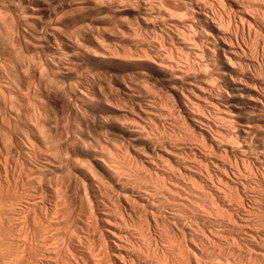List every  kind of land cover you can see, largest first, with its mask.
<instances>
[{
    "label": "bare ground",
    "instance_id": "obj_1",
    "mask_svg": "<svg viewBox=\"0 0 264 264\" xmlns=\"http://www.w3.org/2000/svg\"><path fill=\"white\" fill-rule=\"evenodd\" d=\"M7 1L13 7L12 18L14 17L16 22L19 23L15 24L22 25V34L17 30L19 27H15L17 31L14 30L15 33H20L22 44L27 45V43L35 41L38 48L40 50L43 49V52L47 53H44L46 56H43L45 58H42V60L41 56H39L41 67L40 69L36 67L38 72L42 70V74H48L43 68L48 69V72L53 76L63 74L64 70L69 71L71 69L72 72L73 68H77V56H79L77 54H79L78 51L81 47L80 39H84L82 36H87L90 32L94 34L99 29L98 26H95L96 24L104 23L107 17L117 16V23L114 24L118 38H121L123 42L125 41L129 45V48L121 49L123 50V53L121 52L122 56L151 63L160 76L170 81V87L172 86L175 91L170 96L173 98L172 103H170L171 99L169 101L168 95L166 99L164 97L166 95L163 96L164 92L162 96L160 94V96H156V91L152 95L153 84L151 83L152 88H149V80H145L146 82L144 83H147V88H144V83H141L144 86H137L135 89L139 88L138 93L140 94V89H142V93L145 94L142 96L146 98H141L138 93L128 98L138 112H136L137 114L133 113L135 117L130 118L129 116L127 119H124V117V121H120L118 127L123 136H133L143 142L145 154H142L144 155L143 158L139 159L140 167L134 163L137 168L139 167V169H135V172L130 168V163H128L132 155L128 154L129 150L127 147L125 149L122 143H119L126 150L124 155H121L123 152L117 142L115 145L118 144L119 148L116 145V148L114 147L111 151L110 147L108 149L102 146L103 143L101 141L97 142L99 139L97 138L96 140V136L94 139L91 132L92 139L97 142V145H91V148L93 146L92 149H94L92 156L95 161L97 160L101 163L102 172L98 173L99 169L97 170L94 166H90L93 164L88 162L89 160L83 158L85 162L79 159L80 161L82 160L81 163L85 162L83 164L86 169L91 167L97 170L98 173L96 174V171L90 168L93 171L91 172L88 168V175L87 178L84 176V180L74 170L77 164L73 165V168L71 167L74 162L77 163L76 159L71 162L72 164L70 163L71 169L66 166L67 168L63 172L62 169L64 168L62 167L67 164V159H65V162H63L64 159L60 162L55 157H53L56 159L55 163L44 157V160H40L41 162L38 160V162H35L36 160L29 162V159H27L26 164L23 162L25 168H19L20 173L17 171L18 173L15 174L18 177L17 180L12 176L14 175L15 167L12 169L13 174L11 175L10 173L12 172H9L8 161L6 157L3 159L4 156L1 153L0 264H264V78L260 76V71L261 73H264V71L261 69L263 66L258 67V60L254 61L255 59H252L255 55L260 56L261 59L264 57V50L259 52L260 49L259 51L257 49V47H261V49L264 47V0H80V3H76L77 6L70 5L65 0L67 2L65 5L70 7H67L68 10H71L70 13L76 14V16L78 14L81 19L85 16L88 18L90 13L98 15L96 16L98 18H96L98 20L96 24L95 21L83 23L78 28L76 26V29H73L70 33L62 29L66 23L67 15L58 16L57 14L56 16V13L59 12V10L57 12L56 10L63 8L62 4H59L61 0L57 6L54 4V0L53 2L51 0H49L51 2H44L42 5L40 3H38L39 5L35 4L36 0H6L5 2L8 3ZM36 5L37 7H35ZM1 7L0 25H3L6 23L7 10L5 11L4 4H1ZM9 10L11 9L9 8ZM29 16L32 18L30 23H28L29 20L26 21ZM107 25L105 24L106 27H108ZM9 28L11 26L3 30L8 40L4 39L3 42L7 41L5 42L7 44L10 42V45L18 40L17 43L19 44L20 38L17 36L19 34L17 33V37H14V31L10 33L12 28L10 31ZM0 30L2 31V29ZM99 32L101 31L99 30ZM107 33L109 34L110 31ZM93 34H91V37ZM96 34L99 33L97 32ZM0 35L1 38L2 33ZM110 36L108 35V37ZM95 38L97 36H94ZM100 39L104 40L105 38L102 39L101 37ZM95 40H98V38ZM115 43L113 44L115 45ZM19 45L16 46L22 49V46ZM13 46L14 50L16 48L18 50V47L15 48ZM82 48L86 50L84 46ZM101 48L105 49L106 46ZM93 50V53H91L95 57L106 58V53ZM108 51L105 52L110 54ZM113 51H111V54ZM41 52L39 51L40 54H42ZM23 54L18 56L20 57V62L21 59L24 60L25 58ZM119 55L115 57L117 60L120 57ZM124 57H122L123 60ZM36 61L39 62V60ZM23 63L25 64L26 60ZM19 64L22 66V63ZM23 67L25 66L23 65ZM6 74L8 75L9 73ZM94 74L91 71L90 74L85 73L81 75V78H78L80 80L75 84L84 83V86L80 85L82 87L79 85V87L77 85L74 86L75 84L73 85L69 82L68 88L66 86L69 92L66 88H64L65 91L63 89L64 92L67 91L69 94L70 92L75 94L74 92L76 91V97L74 95L72 97L71 94L66 97V93L63 96L61 94L62 91L60 92L62 96L58 93L60 95V97L57 96L59 101L61 103L67 102L66 105L72 109L73 113H77V111L80 113L79 109L82 108L78 105L80 103L77 104V99L89 106L88 103L92 100L102 102L112 98V91L108 88L110 86L109 83L108 86H104L100 81V76L98 77ZM144 74L148 75L146 72ZM47 76L49 77V74ZM50 77L52 78V76ZM51 78L49 82L52 80ZM55 79L57 80V78ZM55 79H53L54 83ZM127 79L130 78L128 77ZM42 81L40 80V82ZM44 81L48 80L45 79ZM44 81L43 83H45ZM16 82L18 81L16 80ZM37 82L39 81L37 80ZM51 82L52 86L53 83ZM1 83L0 85H2ZM15 84L17 83L14 81ZM46 84L49 83L46 82ZM161 85L163 84L161 83ZM44 86L45 84L42 87ZM57 87L62 88L58 82ZM132 87L131 84L124 86L127 90H132ZM148 88L150 91H148ZM2 89H0V100L2 99L1 102H4L3 107L6 106L10 113H5L7 109L4 107L6 109L5 111L4 109L2 110L4 114L1 111L0 114H3L1 116L9 114L8 117L10 119L16 120L15 118L20 114L16 113L17 109L15 110V108L22 99L17 102L14 98L18 95L23 97L20 95V89L18 95L13 94L15 89L12 90L13 92L7 91L8 93L4 90L8 94L4 93V95V91H1ZM16 89L18 90V88ZM42 89L46 91L44 88ZM50 90L52 92V89ZM53 90H56L55 87ZM244 90L248 91L246 95ZM15 93L17 94L18 91ZM48 93L45 95L48 96ZM50 94L53 95L54 93ZM109 100L106 102L110 103L111 100ZM0 105L2 108V104ZM58 105L60 106V104ZM78 107L79 109H77ZM132 109L129 110V113H131ZM40 111L42 112V110ZM22 113L25 114V112ZM33 113L37 114L36 111ZM50 113L52 114V111ZM50 113L48 112V114ZM54 113L52 116H55ZM98 115L101 118V115ZM33 116L36 117L37 115ZM74 116L73 118L82 124V129L85 130L83 127H87L86 122L88 121L86 115L84 116L87 121L84 120L85 117L83 119L77 117L76 114ZM6 117H3V120L10 121ZM37 117L39 119V116ZM55 117L53 119H56ZM69 118H67V121H70L68 120ZM92 119L91 121H93ZM26 120L28 121V119ZM43 120L46 124V120ZM38 122L35 123L37 124ZM165 122H168V125L171 124L173 127L179 128V133L173 132L169 134L170 129L167 133L163 128L164 132L169 134L168 136H163L162 133L164 132L162 131L161 133L158 129L165 124L167 125ZM32 123L34 124V122ZM1 124L0 128L4 125L2 124L1 126ZM19 124L18 128L20 129ZM77 126H73V128ZM158 126L160 127L157 128ZM51 127L54 126L51 125ZM82 129L81 131H83ZM1 130L3 131V129ZM104 131L100 133L103 134ZM22 132L24 133V131ZM39 134L41 135L42 133ZM117 134L115 136L118 138ZM56 135L55 137H57ZM62 135L64 136V134ZM7 136H5L7 138L6 141L11 142L12 139L9 141ZM25 136L28 137L26 134ZM75 136H73L74 139L70 138V142L74 146L86 145L87 142L84 144L83 140H78L80 137L75 139ZM85 137L88 139L87 135ZM46 138L47 141L48 137ZM68 139L67 142L64 141L65 144H70ZM54 140L52 142H55ZM48 141L46 143L51 142V140ZM125 141L127 142V140ZM125 141L122 142L125 143ZM33 142L30 141L31 145H29V148L26 147L27 150L22 152L24 153L23 156L35 158L39 155L40 147L37 151V148L32 146ZM27 143L30 144L29 142ZM54 144L50 143L46 147L51 149L49 146ZM74 146L73 149H76ZM65 147L67 151L68 146ZM17 148L19 149V147ZM56 148L54 149L56 150ZM13 149L18 152L16 147ZM48 149L46 150L50 152ZM124 149L123 151H125ZM55 150H53L54 153L53 151L51 152V155L52 153L54 154L53 156L56 155L58 151ZM61 150L63 151L64 149L62 148ZM12 152L10 151L8 154ZM62 153L65 154V152ZM125 153L126 155L128 154L127 157H125ZM58 154L60 155V153ZM45 156L52 157L46 153ZM61 156L58 157L60 158ZM119 156H121L120 159L122 161L118 159ZM17 159H15L16 162H19ZM139 160L134 162L138 163ZM86 163L88 167L85 165ZM18 165L20 164L18 163ZM78 167L81 168L82 164L80 165L79 163ZM59 169L67 177V180L65 179L66 177L63 179L66 184H62V181H60L62 186L61 184H54L55 188L50 186L48 189L43 190L41 182L43 178H46L44 177L46 173L53 174ZM79 172L81 171L79 170ZM9 174L11 177L8 176ZM54 180H56V177ZM17 185H25V187H22L26 190L25 192L23 190V201L20 200L19 202V196L17 197V201L19 203L22 202V204H17L15 202L16 197H14L16 195L11 194V192L14 193V191H11L13 188L14 190L18 189ZM71 187L74 191L71 190ZM69 188H71L72 193L75 192L74 197L76 195L80 202V207L85 210L83 213L86 212L87 214V216L81 214L85 216L84 220L79 219L77 221L78 218L76 216H69V210L65 207H69V203H67L68 201L65 202L66 200L64 199L66 194L69 195ZM22 194H20L21 197ZM62 200L64 204L67 203L68 205H64ZM37 210L38 212H36ZM141 217L145 218V220L140 219Z\"/></svg>",
    "mask_w": 264,
    "mask_h": 264
},
{
    "label": "rangeland",
    "instance_id": "obj_2",
    "mask_svg": "<svg viewBox=\"0 0 264 264\" xmlns=\"http://www.w3.org/2000/svg\"><path fill=\"white\" fill-rule=\"evenodd\" d=\"M6 0H0V2H3V3H0V7H1V4H4L5 5V7L6 8H10L11 10H9V8L8 9H6L5 7H4V9H5V11L7 10V12H8V14H7V12H6V23H4L3 25H4V27H3V25H0L1 27H3V28H1L0 27V29H2V31L0 30V32L2 33V37H4L3 39H2V37L0 38V81L2 82H0L2 85H0V89H2L1 91L3 92L4 90L6 91V93H8V92H10V91H12V90H14L15 92H17L18 91V93L16 94L15 92H13V94L14 95H18L19 94V89H20V95H22L23 97H19V95L18 96H16V98H18V99H16V98H14L17 102L18 101H20L21 99V101L20 102H18L17 103V107L15 108V110L17 111H15L16 113H18V114H20V115H18L15 119L17 120V119H19V120H13V119H10L8 116H9V114L8 115H6L5 114V116H1V115H3L4 114V112L2 111L3 109H4V107H6V106H4L3 107V103L4 102H1L2 101V99L0 100V104H2V108H1V105H0V111L3 113V114H0V123H2V124H4L3 125V127L2 128H0V154L2 155V156H4L3 157V159L6 157V159H7V161H8V168L10 169V171L9 172H12L13 170V168H14V175H12L13 174V172L12 173H10L12 176H13V178L14 179H17L18 180V177H16L15 176V174H17L18 172L17 171H19L20 169L19 168H21V167H24V164H23V162H25V164H26V160L27 159H29L28 161L29 162H32L33 160H36L35 162H41L40 160H44V158H48L51 162H53V163H55L56 162V159H54L53 157H55V158H57V161H60L61 162V160H63V162H65V159H67V164L66 163H63V164H66V165H64L62 168H64V169H62V171L64 172L65 171V168H67V167H69L70 169H71V167L73 168V165H75V164H77V167L76 168H74V170H75V172H77V174H79L80 175V177H81V179L82 180H84L85 179V177L87 178V175H88V166H87V163L88 162H91L93 165H90V166H94L95 168H97V170H98V173L99 172H102L101 171V163L100 162H98L97 160L95 161V159H94V157L92 156V154L94 153V149H92L93 148V146L94 145H97V142L98 141H101L102 143H103V145L102 146H105V147H107L108 149H109V147H110V150L112 151V149H114V147L116 148V145H117V147H118V144L119 143H122V146L126 149V147L128 148V150L130 151H128V154L131 156L130 157V162H129V160H128V163H130L129 164V166H130V168L132 169V170H134V172H135V169L137 168V166H139V165H141L140 164V160L139 159H142L143 158V156L144 155H142V154H145V151H144V148H143V142L142 141H140L139 139H136L135 137H133V136H129V135H122L121 133H120V131H119V124H120V121H124V119H127V118H129V116H130V118L131 117H135V115H133V113L134 114H137L136 112H138V110H137V108L134 106L133 107V105L131 104V102L128 100V98H131V97H133L132 95H135V94H137L138 92H139V88L138 89H135L137 86H144V88L146 87V84L147 83H144V82H146V81H148L149 80V82H148V85H149V88H152V86H153V90L151 89V91H152V95H154V93L153 92H155V94H156V96L157 95H161L162 96V94H163V92H164V94H163V96L164 95H166V96H164L166 99H167V95H168V97H169V101H170V99H171V102L170 103H172V100H173V98L172 97H170V96H172V92H174L175 91V89L174 88H172V86L170 87V81L169 80H167L166 78H164V77H162V76H160L159 74H158V72L153 68V65L151 64V63H149V62H145V61H137V60H134L133 58L131 59H128V58H125L124 56H122V53H123V50H121V49H124L125 47H126V49L127 48H129L128 46V43L127 42H123V40H121V38H118V35H117V31L115 30L116 29V27H115V24L117 23V21L116 20H118L117 19V16L116 17H107L106 18V20H105V22L104 23H101V24H96V22L98 21L97 19V17L96 16H98V15H94L93 13L91 14L90 13V16H88V18L85 16L83 19H81L80 17H79V15L77 14V16H76V14H71L70 13V9L68 10V8H70L69 6H67V5H65V4H67V2L66 1H68V3H70V5H73V6H77V4L76 3H80V0H79V2H77L76 0H54V4L57 6V5H59V4H62L61 6L63 7V8H59V9H57L56 10V12L59 10V12H57L56 13V16H57V14H58V16H66V23H65V25L63 26V28L62 29H64V31L66 32H71V31H73V29H76V26H77V28L78 27H80L83 23L84 24H86L87 22H91V21H95V26H98V31H96L94 34L93 33H91V34H93L92 35V37H91V34L89 33L87 36H82V37H84V39L83 38H81L80 39V48H82L83 46L86 48V50L84 49V48H82V49H80L79 48V51H78V53L79 54H77V55H79V56H77V59L79 60H77V68H73L72 69V72H71V69L68 71V70H64V72H63V74H59L58 76L57 75H51L49 72H48V69H44L43 68V70H45V72H47L48 74H49V77L47 76L48 74H42L43 72H42V70H39L40 69V67H41V64H40V61L42 60V58H45V57H43V56H46V55H44V53L45 54H47L46 52H43V49H41L40 50V48H38V45L35 43V41H33V42H29V43H27V45H24V44H22V41H21V36H20V33L22 32V25H17V24H15V23H18V22H16V19L13 17L12 18V16L11 15H13V12H12V10H13V7L11 6V4H9L10 2L9 1H7L8 3H6L5 2ZM38 1V2H37ZM49 0H42V1H40V0H36V2H35V4H37V5H39L38 3H40L41 5L44 3V2H48ZM52 2H53V0H51ZM51 1H49V2H51ZM60 1V2H59ZM65 1V2H64ZM72 1H74V2H72ZM81 1H83V0H81ZM56 2V3H55ZM58 2H59V4H58ZM76 4V5H75ZM9 5V6H8ZM37 5L35 6V7H37ZM64 5V6H63ZM8 6V7H7ZM60 7V6H59ZM68 7V8H67ZM2 8V7H1ZM0 8V9H1ZM67 9V10H65V9ZM63 10V11H62ZM61 11V12H60ZM64 12H65V14H64ZM67 12H69V13H67ZM10 13H12V14H10ZM29 14H30V12H28ZM60 13V14H59ZM75 16V17H73V16ZM9 16H11V17H9ZM8 17H9V19H8ZM70 17V18H69ZM78 17V18H77ZM92 19H90V18ZM94 17V18H93ZM97 18V19H96ZM113 18V19H112ZM114 18H115V20H114ZM11 19V20H10ZM14 19V20H13ZM71 19V20H70ZM74 19V20H73ZM77 19V20H76ZM29 20V21H28ZM90 20V21H89ZM8 21V22H7ZM14 21V22H13ZM26 21H28V23H30L31 21H32V18L29 16L28 17V19H26ZM85 21V22H84ZM109 21V22H108ZM112 21H113V23H112ZM115 21V22H114ZM12 22V23H11ZM69 22V23H68ZM74 22V23H73ZM9 23H11V24H9ZM115 23V24H114ZM13 24H15V25H13ZM19 24V23H18ZM105 24L108 26V27H106L105 26ZM6 25H8L7 27H10L11 26V28H12V30H11V28H9V31H10V33L11 32H13L14 30H15V27H19V28H17V30H18V32H20V33H18L19 35H17V33H15V31H17V30H15L14 31V34H15V36L14 37H19L18 39H19V41H20V45L22 46V49L20 48L19 49V47L18 46H16V45H19L17 42H18V40H16V42L15 43H13V44H10L9 45V43L10 42H8V44L7 43H5V42H7L8 40H7V38L5 37L6 35H5V31H3V30H5L7 27H6ZM28 25V24H27ZM26 25V26H27ZM69 25V26H68ZM109 25H110V27H109ZM112 25V26H111ZM14 28H13V27ZM30 26V25H29ZM66 26H68V27H66ZM71 26V27H70ZM103 26V27H102ZM113 29H112V28ZM105 28V29H104ZM111 28V29H110ZM20 29V30H19ZM66 29H69V30H66ZM109 29V30H108ZM99 30L101 31V32H99ZM104 30V31H103ZM112 30H114V31H112ZM110 31V33L108 34L107 32H109ZM4 32V33H3ZM99 33V34H96V33ZM104 34H103V33ZM0 33V34H1ZM107 33V34H106ZM3 34H4V36H3ZM22 34V33H21ZM101 34V35H100ZM113 34H114V36H115V38H114V36H113ZM12 35H13V33H12ZM17 35V36H16ZM108 35L110 36V35H112V36H110V37H108ZM1 36V35H0ZM94 36L96 37L97 36V38H98V40H95V39H97V38H95L94 39ZM105 36V37H104ZM89 37V38H88ZM102 37V39H104V40H101L100 38ZM109 38V39H108ZM113 40H112V39ZM7 40V41H5V42H3V40ZM92 40V43H91V40ZM115 39V40H114ZM2 40V41H1ZM84 41L83 43H82V41ZM94 40V41H93ZM104 41V42H101V41ZM97 43H96V42ZM100 41V43H102L101 45H100V43H98ZM93 42H94V44H93ZM108 42H109V45H108ZM116 42V43H115ZM6 45H5V44ZM17 43V44H16ZM33 43H34V45H33ZM113 43H115V45L113 44ZM125 43H127V44H125ZM15 44V45H14ZM103 44H104V46H103ZM14 45V46H13ZM19 45V46H20ZM86 45V46H85ZM99 45V46H98ZM113 45V46H112ZM118 45H120V46H118ZM8 46V47H7ZM12 46L13 47H18V50H14L13 48H12ZM24 46V47H23ZM34 46V47H33ZM88 46V47H87ZM94 46V47H93ZM105 46H106V48H105ZM111 46V47H110ZM99 47V48H98ZM101 47H104L105 49H108V50H105V49H102ZM118 47V48H117ZM121 47V48H120ZM8 48V49H7ZM24 48V49H23ZM112 48H115V49H112ZM9 49H10V51H9ZM33 49V50H32ZM90 49V50H89ZM95 50L96 52L97 51H99V52H104V53H106L105 54V56H106V58L104 59V58H100V56H99V58H98V56H94L92 53V50ZM98 49V50H97ZM112 49V50H111ZM117 49H118V51H117ZM257 49H258V51H259V49H260V51L259 52H262V50H264V47H263V49H261V47H257ZM85 50V51H84ZM93 50V51H94ZM116 51V52H114V51ZM121 50V51H120ZM9 51V52H8ZM18 51V52H17ZM23 51V52H22ZM39 51H42L41 53L42 54H40L39 53ZM105 51H108V52H110V54H108L107 52H105ZM111 51H113L112 52V54H111ZM4 52V53H3ZM17 52V53H16ZM38 52V53H37ZM90 52V53H89ZM92 52V53H91ZM119 52V53H118ZM122 52V53H121ZM11 53H13V54H11ZM24 53V54H23ZM117 54V56L119 55V54H121V55H119L120 57H118V60L115 58V57H117L116 56V54ZM263 53H264V51H263ZM3 54V55H2ZM6 54V55H5ZM14 54H16L17 55V57H16V55H15V57H14ZM19 54V55H18ZM21 54H23L24 56H25V58H24V56H23V58H24V60L23 59H21V62H20V57H18V56H21ZM89 54V55H88ZM81 55V56H80ZM108 55V56H107ZM114 57H113V56ZM7 56H9V57H7ZM11 56V57H10ZM28 56V57H27ZM37 56V57H36ZM39 56H41L40 58H41V60L39 59ZM112 56V57H111ZM258 56V55H257ZM256 55L255 56H253L252 57V59L254 60V61H256V60H258V67H262L261 69H262V71H264V57H263V59H261V57L260 56H258L257 57ZM85 57V58H84ZM108 57V58H107ZM122 57H124V60L122 59ZM2 58V59H1ZM16 58V59H15ZM22 58V57H21ZM31 58V59H30ZM33 58V59H32ZM111 58V59H110ZM114 58V59H113ZM262 60V63H261V60ZM4 59H6V60H4ZM11 59V60H10ZM30 59V60H29ZM83 61H82V60ZM88 59V60H87ZM126 59V60H125ZM19 60V61H18ZM23 60V61H22ZM25 60H26V63L24 64L23 62H25ZM28 60V61H27ZM36 60H39V62L38 61H36ZM113 60V61H112ZM132 60V61H131ZM5 61V62H4ZM29 61H30V63H29ZM81 61V62H80ZM4 62V63H3ZM11 64H10V63ZM18 62V63H17ZM137 62V63H136ZM260 62V63H259ZM19 63H22V66H21V64H19ZM29 63V65H27ZM38 63V64H37ZM80 63V64H79ZM8 64V65H7ZM20 66H19V65ZM37 64V65H36ZM262 64V65H261ZM4 65V66H3ZM23 65L25 66V67H23ZM31 65V66H30ZM79 65V66H78ZM144 65V66H143ZM4 68H3V67ZM18 68H16V67ZM26 66H27V68H26ZM81 66V67H80ZM2 67V68H1ZM5 67H6V69H5ZM13 67V68H12ZM22 67V68H21ZM39 68L38 70H39V72L37 71V68ZM78 67H79V69H78ZM142 67V68H141ZM257 67V68H258ZM137 68V69H136ZM3 69H4V71H3ZM27 69V70H26ZM30 69V70H29ZM42 69V68H41ZM8 70V71H7ZM47 70V71H46ZM130 70V71H129ZM146 70V71H145ZM6 71V72H5ZM13 71V72H12ZM22 71H23V73H22ZM26 71V72H25ZM75 71V72H74ZM88 71H90V72H88ZM91 71L93 72V73H95L94 75H96V76H100L99 78H101L100 79V81H101V83L104 85V86H108V83H109V85L110 86H108V88H109V90H111L113 93H115V94H113L111 91V94H112V98H109L108 100L110 101V103L109 102H106V101H108V100H106V101H102V102H99V101H97L96 102V100H92V101H90L89 103H88V105L89 106H87V104H85V103H82L80 100L78 101V99H77V104L78 103H80V104H78V105H80V108L81 109H79V107L77 108V109H79V112L80 113H78V111H77V113H73V111H72V109H70L69 108V106L68 105H66V103H65V101L64 102H62L61 103V101H59V99L57 98V96L58 97H60V95L62 94L63 96H65L66 94V97L68 96L69 97V95L71 94V96L73 97V95H74V97H76L77 96V93H76V91H75V89H74V93L75 94H73V92L71 93L70 92V94L68 93L69 91H68V84H75V83H77V81L78 80H80V79H78L79 77L81 78V75H84L85 73H87V74H90L91 73ZM94 71H96V72H94ZM101 73H100V72ZM106 71V72H105ZM111 71V72H110ZM127 71H128V73H127ZM135 71H137L136 73H134ZM138 71H139V73H138ZM144 71V72H143ZM17 72V73H16ZM28 72V73H27ZM31 72H33V73H31ZM42 72V73H41ZM65 72H67V73H65ZM85 72V73H84ZM132 72V73H131ZM142 72V73H141ZM146 72V74H148V75H143V73H145ZM2 73V74H1ZM6 73H9L8 75L6 74ZM25 73V74H24ZM27 73V74H26ZM132 74V75H130V74ZM77 74H78V76H77ZM99 74V75H98ZM102 76H101V75ZM129 74V75H128ZM150 74V75H149ZM5 75V76H4ZM10 75H12V76H10ZM26 75V76H25ZM31 75V76H30ZM45 75H46V77H45ZM63 75V76H62ZM134 75V76H133ZM154 77V79H153V77ZM9 76V77H8ZM25 76V77H24ZM45 78H44V77ZM50 76H52V78L50 77ZM77 76V77H76ZM114 76V77H113ZM124 76V77H123ZM145 77V79H144V77ZM260 76H262L261 78H264V73L262 72L261 73V71H260ZM39 77V78H38ZM43 77V78H42ZM53 77H55V78H57V80L55 79V78H53ZM76 77V78H75ZM120 77H121V79H120ZM130 78V79H127V78ZM132 77V78H131ZM143 77V78H142ZM147 77V78H146ZM157 79H156V78ZM19 78V79H18ZM55 79V83H54V80H53V82H51L52 80H50V82L51 83H53V84H55L56 86H57V82H58V84H59V86H62V88L60 87H57L56 88V86L54 85L53 86V84H52V86H51V84H50V82H49V79ZM71 78V79H70ZM107 78V79H106ZM140 78V79H139ZM142 78V79H141ZM150 78V79H149ZM163 78V79H162ZM7 79V80H6ZM14 79V80H13ZM18 81V82H16V80ZM26 79V80H25ZM27 79H28V81H27ZM42 79H46V80H48V81H46V82H48L49 84H46V82L45 83H43V81H42ZM61 80V81H59V80ZM125 79V80H124ZM167 81H166V80ZM11 80H12V82H11ZM21 80V81H20ZM37 80L39 81V82H37ZM40 80L42 81V82H40ZM65 80V81H64ZM76 80V81H75ZM132 80V81H131ZM141 80V81H140ZM146 80V81H145ZM157 81V82H152V81ZM158 80H159V82H158ZM14 81H15V83H17V84H15L14 85ZM106 81V82H105ZM110 81V82H109ZM123 81V82H122ZM137 81V82H136ZM143 81V82H142ZM28 82V83H27ZM70 82V83H69ZM117 82V83H116ZM122 82V83H121ZM128 82H130V83H128ZM132 82V83H131ZM4 83V84H3ZM21 83V84H20ZM37 83V84H36ZM79 83V82H78ZM131 84V86H133L132 88V90H127L126 88H124V86L126 85V84ZM134 83H137V84H134ZM144 83V85H142V84ZM151 83L153 84L152 86H151ZM161 83L163 84V85H161ZM169 83V84H168ZM6 84V85H5ZM45 84V86L44 87H42L43 85ZM61 84V85H60ZM112 84V85H111ZM114 84V85H113ZM124 84V85H123ZM141 84V85H140ZM154 84H156L155 86H154ZM168 84V85H167ZM24 85V86H23ZM34 85V86H33ZM50 87H49V86ZM80 86V85H82V86H84V83H79V84H75L74 86ZM136 85V86H135ZM165 85V86H164ZM6 86V87H5ZM9 86V87H8ZM20 86V87H19ZM28 86H30V87H28ZM66 86H67V88H66ZM78 86V87H79ZM82 86H80V87H82ZM121 86V87H120ZM151 86V87H150ZM167 86V87H166ZM241 86V85H240ZM243 86V85H242ZM15 87V88H14ZM35 87H37V88H35ZM39 87V88H38ZM54 87H55V89L56 90H53L54 89ZM111 87V88H110ZM148 87V86H147ZM146 87V88H147ZM166 87V88H165ZM10 88V89H9ZM12 88V89H11ZM16 88H18V90L16 89ZM24 88V89H23ZM34 88V89H33ZM42 88H44L46 91H44L43 89V92H44V94H43V92H42V90L41 89ZM48 88V89H47ZM59 88V89H58ZM64 88H66L67 89V91L66 92H64L65 91V89ZM118 88V89H117ZM148 88V89H149ZM154 88H156V89H154ZM7 89V90H6ZM38 89H40V90H38ZM50 89H52V92H50L51 90ZM63 89H64V91H63ZM123 89V90H122ZM124 89H126V90H124ZM148 89H146V90H148ZM166 89H167V91H166ZM170 89V90H169ZM25 90V91H24ZM48 90V91H47ZM141 90V94L140 93H138V94H140L141 95V98H146V97H144V96H142V95H145L144 93H142V89H140ZM5 91L3 92V94L5 93ZM8 91V92H7ZM24 91V92H23ZM54 91V92H53ZM59 91V92H58ZM63 93H62V92ZM118 91V92H117ZM123 91V92H122ZM135 91V92H134ZM148 91H150V89L148 90ZM166 91V92H165ZM169 91V92H168ZM245 91V95H246V93H248V91L247 90H244ZM49 92V93H48ZM60 92H61V94H60ZM87 92V91H86ZM130 92V93H129ZM162 92V93H161ZM5 93V94H6ZM32 93H34L33 95H32ZM35 93H37V94H35ZM38 93H40V94H38ZM46 93H48V96H46L47 94ZM50 93H54V94H56V95H51ZM58 93L60 94V95H58ZM66 93V94H65ZM89 93V92H88ZM166 93V94H165ZM169 93V94H168ZM4 94V95H5ZM29 94H31V95H29ZM46 94V95H45ZM65 94V95H64ZM6 95H8V94H6ZM29 95V96H28ZM38 95V96H37ZM45 95V96H44ZM61 95V96H62ZM114 95V96H113ZM119 95V96H118ZM124 95H125V97H124ZM159 95V96H160ZM30 96H31V98H30ZM33 96V97H32ZM40 96V97H39ZM55 96H56V98H55ZM131 96V97H130ZM42 97H45V98H42ZM49 97V98H48ZM119 97V98H118ZM6 98H8L7 96H6ZM29 98V99H28ZM36 98V99H35ZM47 98V99H46ZM51 98V99H50ZM118 98V99H117ZM125 98V99H124ZM20 99V100H19ZM24 99V100H23ZM49 99V100H48ZM116 99V100H115ZM29 100H30V103H29ZM39 100H41V101H39ZM45 100V101H44ZM51 100H52V102H53V104H52V102H51ZM58 100V101H57ZM36 101V102H35ZM47 101V102H46ZM48 101H50L49 103H48ZM55 101V102H54ZM116 101V102H115ZM123 102V103H121V102ZM128 101V102H127ZM28 102V103H27ZM41 102V103H40ZM44 102H46V103H44ZM58 102V103H57ZM19 103H21V104H19ZM32 103V104H31ZM40 103V104H39ZM43 103V104H42ZM64 103V104H63ZM95 103V104H94ZM107 103V104H106ZM127 103H128V108H127ZM35 104V105H34ZM37 104V105H36ZM58 104H60V106L58 105ZM84 104V105H83ZM102 104V105H101ZM20 105H22V106H20ZM39 105V106H38ZM40 105H41V107H42V109H41V107H40ZM43 105V106H42ZM62 105V106H61ZM64 105H66V106H64ZM110 105V106H109ZM115 105H116V107H115ZM27 106V107H26ZM30 108H29V107ZM51 108H50V107ZM55 106V107H54ZM112 106V107H111ZM114 106V107H113ZM129 106H130V108H129ZM167 106H169V104H167ZM33 107V108H32ZM46 107H48V108H46ZM91 107V108H90ZM132 107H133V109H132ZM18 108H20V109H18ZM32 108V109H31ZM34 108H36V109H38V110H36V109H34ZM69 110H68V109ZM86 110H84V109ZM117 108V109H116ZM121 108H122V110H121ZM6 109H7V107H6ZM6 109H4V111L6 110ZM28 109V110H27ZM32 111H30V110ZM50 109H52V110H50ZM130 109H132L131 110V113H129L130 111ZM136 109V110H135ZM36 111V113L37 114H34L33 112L34 111ZM40 110H42V112L40 111ZM43 110H45L46 112L48 111L49 113L52 111V114H51V116H50V114H48V112L46 113L45 111L43 112ZM84 110V111H83ZM112 110V111H111ZM121 110V111H120ZM7 111V112H6ZM5 111V113H10V111L7 109ZM27 111V112H26ZM56 112V113H54V112ZM87 111H88V114H90V115H88L87 114ZM133 111V112H132ZM135 111V112H134ZM0 112V113H1ZM21 112V113H20ZM22 112H25V114L24 113H22ZM91 112V113H90ZM123 112V113H122ZM26 113H27V115H26ZM38 113H39V115H38ZM42 113V114H41ZM44 113H45V117H44ZM53 113L55 114V116H52L53 115ZM86 113V114H85ZM126 113V114H125ZM30 114V115H29ZM41 114V115H40ZM70 114V116H68ZM76 114V116L77 117H81V118H83V117H85L84 115H86V117H87V115H88V121H87V118L85 117V121H87L86 123V125H87V127L86 126H84L83 128L85 129V130H83L82 129V124H80L78 121H76V119L75 118H73V117H75L74 115ZM98 114H100L101 115V118H100V116L98 115ZM129 114V115H128ZM22 115H23V117H22ZM29 115V116H28ZM33 115H37V116H39V119H38V117L36 116H33ZM47 115V116H46ZM65 115V116H64ZM81 115V116H80ZM93 115V116H92ZM115 115V116H114ZM124 115V116H123ZM125 115H127V116H125ZM7 116V117H6ZM41 116H43V117H41ZM63 116V117H62ZM92 116V117H91ZM3 117H6L7 118V120L9 119L10 121H6V120H3L4 118ZM29 117V118H28ZM32 117H35V118H32ZM47 117V118H46ZM56 118V119H53V118ZM68 117H70L68 120H70V121H67V118ZM89 117H91L90 119H89ZM96 117V118H95ZM108 117V118H107ZM119 117V118H118ZM125 117V118H124ZM32 120H31V119ZM51 118V119H50ZM58 118H60V119H58ZM64 118H65V120H64ZM92 118H94V119H92ZM118 118V119H117ZM124 118V119H123ZM26 119H28V121L26 120ZM37 119H38V121H40V122H38L37 121ZM43 119H45L46 120V124H45V121L43 120ZM91 119L94 121H91ZM103 119H105V120H103ZM3 120V121H2ZM21 120V121H20ZM36 120V121H35ZM42 120V121H41ZM55 120H57L55 123H53ZM62 120V121H61ZM102 120V121H101ZM6 121V122H5ZM14 121V122H13ZM23 121V122H22ZM31 121V122H30ZM90 121V122H89ZM103 121H105V122H103ZM108 121V122H107ZM116 121H119V122H116ZM167 121V120H166ZM169 121L171 122V123H173L172 121H171V119H169ZM168 121V122H169ZM4 122V123H3ZM19 122H20V124H19ZM32 122H34V124L32 123ZM35 122H38L39 123V125H38V123L36 124ZM49 122V123H48ZM61 122V123H60ZM68 122V123H67ZM70 122V123H69ZM74 122H78V123H74ZM92 122V123H91ZM168 122H165V123H167V125L165 124V125H163V127L161 126H158L157 128H159L160 127V129H158V131L160 130V132L162 133V131L164 132V130L168 133V130L170 129V133L169 134H172L173 132H175V133H177L178 131H179V128H175V127H173L171 124H169L168 125ZM169 122V123H170ZM7 125H6V124ZM12 125H11V124ZM63 123H65V124H63ZM89 123V124H88ZM97 123V124H96ZM111 123V124H110ZM122 123V122H121ZM2 124H1V126H2ZM9 124V125H8ZM14 124V125H13ZM18 124H19V127H21L20 129L18 128ZM29 126H28V125ZM42 124V125H41ZM45 124V125H44ZM55 124V125H54ZM62 124H63V126H62ZM75 124V125H74ZM91 124V125H90ZM93 124V125H92ZM104 125V126H102V125ZM6 125V126H5ZM34 126V127H32V126ZM36 125H38V126H36ZM41 125V127H39ZM51 125L52 126H54V127H51ZM57 125H58V127H57ZM61 125V126H60ZM67 125V126H66ZM71 125V126H70ZM78 125V126H77ZM95 125V127H93ZM96 125H97V127H96ZM106 125V126H105ZM49 126V127H48ZM56 126V127H55ZM73 126H77V127H74L73 128ZM99 126H102V127H99ZM171 126V128H169V127ZM5 127V128H4ZM39 127V128H38ZM44 127V128H43ZM65 129H63V128ZM66 127V128H65ZM69 127V128H68ZM72 127V128H71ZM79 127H81V128H79ZM86 127V128H85ZM168 127V128H167ZM179 127V126H178ZM24 128V129H23ZM37 128V129H36ZM42 128V129H41ZM46 128V129H45ZM49 128V129H48ZM55 128V129H54ZM103 128H105V129H103ZM162 128V129H161ZM163 128H164V130H163ZM173 128V129H172ZM175 128V129H174ZM1 129H3V131L1 130ZM4 129H6V130H4ZM23 129V130H22ZM41 129V130H40ZM51 129V130H50ZM54 129V130H53ZM63 129V130H62ZM68 129V130H67ZM70 129V130H69ZM73 129V130H72ZM80 129V130H79ZM81 129L83 130V131H81ZM86 129H88V130H86ZM91 131H90V130ZM167 129V130H166ZM178 129V130H177ZM10 132V134H9V132ZM30 130V131H29ZM39 132H38V131ZM58 130V131H57ZM62 130V131H61ZM99 130V131H98ZM103 130H105L104 132H103V134H101L100 132H102ZM115 130V131H114ZM176 130V131H175ZM19 131V132H18ZM21 131H24V133L22 132L21 133ZM44 131V132H43ZM57 132V135H56V132ZM60 131H61V133H60ZM63 131H66V132H63ZM68 131H70V132H68ZM76 131V132H75ZM87 131H89V132H87ZM96 131H98V133H96ZM8 132V133H7ZM49 134H48V133ZM78 132V133H77ZM83 132V133H82ZM85 132H87V133H85ZM93 134V136H94V139H95V136H96V140H97V138L99 139V140H97V142L96 141H94L92 138H93V136H92V134ZM109 134H108V133ZM115 132V133H114ZM16 133H18V134H16ZM31 133V134H30ZM39 133H42L41 135H42V138H41V135L39 134ZM45 133V134H44ZM50 133H51V135H50ZM80 133V134H79ZM100 133V134H99ZM118 133V134H117ZM165 133V132H164ZM162 133V135L163 136H168L169 134H167V133ZM179 133V132H178ZM177 133V134H178ZM2 134H4V135H2ZM24 134V135H23ZM25 134L26 135H28V137L27 136H25ZM60 134H61V136H60ZM62 134H64V136L62 135ZM71 134H72V136H71ZM76 136H75V135ZM82 134V135H81ZM115 134H117L119 137L117 138V136H115ZM121 134V135H120ZM8 135V136H7ZM9 135H11V136H9ZM15 135V136H14ZM36 135V136H35ZM40 135V136H39ZM45 135V136H44ZM49 135V136H48ZM55 135L57 136V137H55ZM66 135V136H65ZM69 135V136H68ZM78 135V136H77ZM80 135V136H79ZM84 135V136H83ZM87 135V138L88 139H86V136ZM90 135V136H89ZM102 135V136H101ZM105 135V136H104ZM3 136V137H2ZM5 136H7V137H9L8 138V140L10 141L11 139V142H8V141H6V137ZM24 136V137H23ZM39 136V137H38ZM52 136V137H51ZM73 136H75L76 138L75 139H77L78 137H80V139L78 138V140L79 141H84V144L87 142V143H89L91 140V143H89V144H87L86 143V145L84 146V145H80V146H74L73 145V143L72 142H70V138L71 139H74V137ZM112 138H111V137ZM124 138H122V137ZM125 136H127V137H125ZM26 137V138H25ZM31 137V138H30ZM45 137V138H44ZM46 137H48V140L50 141L51 140V144H54V145H52V146H49V147H51V149L49 148L48 149V147H46V146H48V144L50 145V143H46L47 141H46ZM54 137V138H53ZM60 139H59V138ZM63 137V138H62ZM68 137H69V139H68ZM83 139H82V138ZM90 137H91V139H90ZM102 137V138H101ZM105 137V138H104ZM110 137V138H109ZM4 138H5V140H4ZM27 138H28V140H27ZM51 138V139H50ZM53 138V139H52ZM55 138H57V139H55ZM62 138V139H61ZM24 139V140H23ZM37 139V140H36ZM43 139H45V140H43ZM55 139V140H54ZM64 139V140H63ZM67 139L69 140L68 142H70V144L72 143V145H70V144H65V142H67ZM101 139V140H100ZM117 139V140H116ZM123 139V140H122ZM19 140H20V142H19ZM55 141V142H52V141ZM59 140V141H58ZM61 140H62V142H61ZM87 140V141H86ZM90 140V141H89ZM125 140H127V142L125 141ZM134 140V141H133ZM182 140L184 141V139H183V137H182ZM4 141V142H3ZM12 141H14V142H12ZM30 141L31 142H33L32 143V146H34L35 148H37V151H38V148H39V151H38V156L37 157H32V156H30L31 158H28V157H25V156H23V154L24 153H22V152H24V151H26L27 150V148L26 147H28L29 148V145H31V143H30ZM38 141V142H37ZM44 143H46V144H44ZM48 141V142H49ZM58 141V142H57ZM65 141V142H64ZM112 141H113V143H112ZM114 141H116V142H114ZM122 141H125V143L124 142H122ZM128 141H130V142H128ZM9 143V145H8V143ZM22 142H24V143H22ZM27 142H29L30 144H28ZM64 142V143H63ZM118 142V144H116L115 145V143H117ZM133 142V143H132ZM5 143V144H4ZM11 143V144H10ZM14 143V144H13ZM35 143H36V145H35ZM56 143H57V145H56ZM63 143V144H62ZM93 143V144H92ZM24 144H25V146H24ZM113 144V145H112ZM129 145V146H125V145ZM12 145H14V146H12ZM27 145V146H26ZM38 145V146H37ZM60 145V146H59ZM64 145V146H63ZM90 145V146H89ZM91 145H93L92 146V148H91ZM115 145V146H114ZM132 145V146H131ZM140 145V146H139ZM141 145H142V147H141ZM7 146V147H6ZM37 146V147H36ZM42 146V147H41ZM54 146V147H53ZM58 146V147H57ZM65 146H68V148H67V151L65 150ZM73 146H74V148H76V149H73ZM112 146V147H111ZM119 146L121 147V149H122V154L121 155H124V152H126V150L124 149V148H122V146H121V144H119ZM135 146V147H134ZM9 147V148H8ZM16 147V149L18 150V152L16 151V150H14L13 148H15ZM17 147H19V149L17 148ZM25 147V148H24ZM45 147V148H44ZM53 147V148H52ZM57 147V148H56ZM59 147H61V148H59ZM70 147V148H69ZM80 147V148H79ZM134 147V148H133ZM139 147H141V148H139ZM3 148H4V150H3ZM6 148H7V150H6ZM22 148V149H21ZM44 149L43 151H42V149ZM54 148H56V150L54 149ZM64 149L63 151L61 150V149ZM78 148V149H77ZM88 148V149H87ZM119 148V147H118ZM142 148H143V150H142ZM46 149H48V150H50V152H48ZM58 149V150H57ZM71 149V150H70ZM84 149H86V150H84ZM93 151H92V150ZM123 149L125 150V151H123ZM141 149V150H140ZM9 150V151H8ZM23 150V151H22ZM53 150H55V151H58L57 153H56V155L55 156H53L54 154V151ZM68 150H69V152H68ZM74 150V151H73ZM91 150V151H90ZM3 151V152H2ZM10 152V151H13L12 153H9L8 154V152ZM16 151V152H15ZM42 151V152H41ZM53 151V153H52V155H51V152ZM89 151V152H88ZM6 152V153H5ZM15 152V153H14ZM19 152H21V153H19ZM40 152V153H39ZM48 152V153H47ZM62 152H65V154H63ZM80 152H82V153H80ZM143 152V153H142ZM15 155H14V154ZM17 153V154H16ZM44 155H43V154ZM45 153L46 154H48L49 156H52V157H48V156H45ZM50 153V154H49ZM58 153H60V155L58 154ZM61 153H62V156H63V158H62V156H61ZM68 153V154H67ZM72 153V154H71ZM89 153V154H88ZM8 154V155H7ZM22 154V155H21ZM81 154V155H80ZM128 154L126 155V153H125V157H127L128 156ZM139 154V155H138ZM0 155V157L2 158V156ZM7 155V156H6ZM19 155V156H18ZM21 155V156H20ZM64 155H69V157H67L66 158V156H64ZM71 155V156H70ZM74 155V156H73ZM78 155V156H77ZM12 156V157H11ZM13 156H14V158H13ZM17 156H18V159H17ZM39 156H42V157H39ZM57 156V157H56ZM58 156H61L60 158L58 157ZM84 156V157H83ZM8 157V158H7ZM10 157V158H9ZM21 157H23V158H21ZM44 157V158H43ZM65 157V158H64ZM72 157V158H71ZM74 157H76V158H74ZM89 157V158H88ZM91 157V158H90ZM120 157L121 156H119V160L120 161H122L121 159H120ZM132 157H134V158H132ZM135 157L137 158L136 160H135ZM142 157V158H141ZM20 158V159H19ZM26 158V159H25ZM40 158V159H39ZM52 158V159H51ZM77 158H78V160L79 159H82L83 161H85V160H89L85 165L88 167L87 169H86V167L84 166V164L83 163H85V162H82L81 163V161L79 160H77ZM83 158H85V160L83 159ZM87 158V159H86ZM129 158V157H128ZM128 158H126V159H128ZM11 159V160H10ZM15 159H17V161L19 160V162H16V160ZM22 159H24V160H22ZM70 159V160H69ZM72 159V160H71ZM74 159H76V162L77 163H71V162H73V160ZM94 159V160H93ZM134 159V160H133ZM13 160V161H12ZM22 160V161H21ZM31 160V161H30ZM38 160V161H37ZM93 160V161H92ZM139 160V162L138 163H136V162H134V161H138ZM20 161H21V163H20ZM69 161V162H68ZM11 162V163H10ZM14 162H15V164H14ZM43 162V161H42ZM94 162V163H93ZM18 163L20 164V165H18ZM72 164V166H71V164ZM79 163H80V165L82 164V167L81 168H79L78 166H79ZM100 163V164H99ZM137 164V166H135V164ZM16 164H17V166H16ZM22 164H23V166H22ZM62 164V165H63ZM14 165V166H13ZM71 167H70V166ZM97 165V166H96ZM134 165V166H133ZM10 166H11V168H10ZM20 166V167H19ZM67 166V167H66ZM140 167V166H139ZM139 167L137 168V169H139ZM25 168V167H24ZM84 168V169H83ZM91 168V167H90ZM89 168V171H91V172H93L91 169H94V168H91L90 169ZM61 169H59V171H55V172H53V174L52 173H46V176H44V177H46V178H43V180H42V184H41V186H42V189L43 190H45L46 188L48 189V187H52V188H55L54 186L57 184V185H59V184H66V181L65 180H63L66 176H65V174L62 172V171H60ZM79 170L81 171V172H79ZM87 170V171H86ZM95 170V169H94ZM97 170H95L94 172L96 173V174H98L97 173ZM15 171H16V173H15ZM82 171H84V172H82ZM86 172V173H85ZM19 173H20V171H19ZM62 173V174H61ZM84 173V174H83ZM10 174L8 175V176H10ZM51 174V175H50ZM59 174V175H58ZM49 175V177H47ZM52 175H54L53 177H51ZM56 175V176H55ZM60 176V177H58V176ZM78 175V176H79ZM82 175V176H81ZM16 178H15V177ZM19 176V175H18ZM85 176V177H84ZM11 177V176H10ZM56 177V180H54V178ZM63 177V178H62ZM79 177V178H80ZM53 179V180H52ZM61 179V180H60ZM66 180H67V177L65 178ZM50 181V182H49ZM60 181H62L61 183H60ZM44 182V183H43ZM46 182V183H45ZM57 182V183H56ZM68 182V181H67ZM51 183V184H50ZM52 183H53V185H52ZM48 184V185H47ZM55 184V185H54ZM62 184H61V186H62ZM19 186H21V185H17V187H18V189L16 188L15 190H14V188L11 190V191H14V193L13 192H11V194L12 195H16V196H14V197H16V200H15V202L17 203V204H22V202L21 203H19L20 202V200L21 201H23V199H24V192L26 191V190H24L25 188H22V187H25V185H23V186H21L20 188H19ZM44 187V188H43ZM22 188V189H21ZM72 188V187H71ZM71 188H69L68 190H70ZM109 188V187H108ZM21 189V190H20ZM27 189V188H26ZM19 190V191H18ZM23 190H24V192H23ZM71 190H73L74 191V189L72 188ZM70 190V192L68 193V191H67V193L69 194V195H67L66 194V198H64L66 201L65 202H67V203H69V207L68 206H65V207H67V209L69 210V216H72V217H74V216H76L77 218H78V220L77 221H79V219L80 220H84L85 219V216H82V215H86L87 216V214H86V212H84L83 213V211H85V210H82L83 208L82 207H80V202L78 201V198H76V195H75V197H74V194H75V192H73L72 193V191ZM109 190V189H108ZM65 191V192H66ZM18 194H17V193ZM110 192V191H109ZM22 194V197L20 196V194ZM72 194V195H71ZM72 197H71V196ZM19 196V197H18ZM17 197H18V199H17ZM22 199H21V198ZM68 197V198H67ZM71 197V198H70ZM74 197V198H73ZM70 199V200H69ZM19 202H18V201ZM62 203L64 204V202H63V200H62ZM66 203V204H67ZM66 204H64V205H66ZM68 205V204H67ZM78 205H79V207H78ZM74 208V210H73V208ZM70 208V209H69ZM77 209H78V211H77ZM67 210V211H68ZM71 210V211H70ZM74 211H77V212H73ZM36 212H38V210L36 211ZM68 213V212H67ZM73 214V215H72ZM82 214V215H81ZM80 216H82V217H80ZM143 217V216H142ZM140 218V219H144L145 220V218ZM82 218V219H81ZM142 222H144L143 220H141Z\"/></svg>",
    "mask_w": 264,
    "mask_h": 264
}]
</instances>
